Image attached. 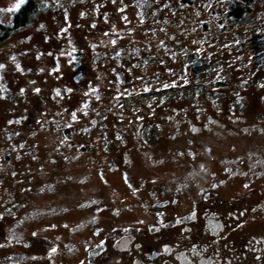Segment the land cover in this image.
<instances>
[{
    "label": "flooded vegetation",
    "instance_id": "af4514ba",
    "mask_svg": "<svg viewBox=\"0 0 264 264\" xmlns=\"http://www.w3.org/2000/svg\"><path fill=\"white\" fill-rule=\"evenodd\" d=\"M128 25L95 52L97 89L37 91L85 117L0 120V264H264V89L221 107L135 89L132 65L186 29Z\"/></svg>",
    "mask_w": 264,
    "mask_h": 264
},
{
    "label": "rangeland",
    "instance_id": "374dc122",
    "mask_svg": "<svg viewBox=\"0 0 264 264\" xmlns=\"http://www.w3.org/2000/svg\"><path fill=\"white\" fill-rule=\"evenodd\" d=\"M27 1L33 3V10L26 24L13 28L16 11L7 10L18 0H0V120L9 127L47 117L73 118V113L75 118L85 117L87 110L58 107L49 97H36L37 89H54L56 98L64 101L69 96L64 89H97L102 59L95 52L103 50L102 39L111 37L116 28L130 27L129 22L138 23L136 37H142L141 27L159 32L153 29L157 22L173 23L179 41L182 26L178 24L183 22L186 29L183 43L163 48L164 61L152 57L147 67L140 62L132 65L135 89L155 92L170 85V80L176 89L181 85L187 89V101L217 107H221L218 101H238L241 90L244 98L253 99L258 89H264V0ZM127 32L135 34L133 29ZM195 61L201 66L193 68ZM93 65L99 68L94 70ZM115 73V69L109 72ZM82 94L85 91L77 96ZM146 102L154 113L158 98L149 95Z\"/></svg>",
    "mask_w": 264,
    "mask_h": 264
},
{
    "label": "trees",
    "instance_id": "16d2710c",
    "mask_svg": "<svg viewBox=\"0 0 264 264\" xmlns=\"http://www.w3.org/2000/svg\"><path fill=\"white\" fill-rule=\"evenodd\" d=\"M33 3L31 1H27L25 4H23L19 10H17L13 17H12V27L17 28L19 26H23L26 24L27 19L29 15L32 12ZM4 28V27H3ZM9 30V29H7Z\"/></svg>",
    "mask_w": 264,
    "mask_h": 264
},
{
    "label": "snow or ice",
    "instance_id": "6c2138e0",
    "mask_svg": "<svg viewBox=\"0 0 264 264\" xmlns=\"http://www.w3.org/2000/svg\"><path fill=\"white\" fill-rule=\"evenodd\" d=\"M25 3H26V0H18V2L14 5V7L9 8L7 11H9V12L17 11V10H19L20 7H21L23 4H25ZM0 11H3V10H0ZM125 19H126V18H125ZM113 43H115V42L113 41ZM2 67H3V66L0 65V68H2ZM17 68H19V65H17ZM165 87H168V85H165ZM37 91H39V90L37 89ZM57 94L59 95V92H57ZM85 107H86V105H85ZM73 119H75V113H73ZM125 182L127 183V178H125ZM51 251H52L53 253H55V252H56V249L53 248Z\"/></svg>",
    "mask_w": 264,
    "mask_h": 264
},
{
    "label": "water",
    "instance_id": "95a60500",
    "mask_svg": "<svg viewBox=\"0 0 264 264\" xmlns=\"http://www.w3.org/2000/svg\"><path fill=\"white\" fill-rule=\"evenodd\" d=\"M201 62L200 61H195L194 63H193V65H192V67H199V66H201Z\"/></svg>",
    "mask_w": 264,
    "mask_h": 264
}]
</instances>
